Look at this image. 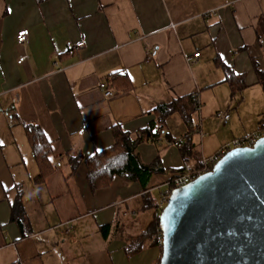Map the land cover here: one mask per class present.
Returning <instances> with one entry per match:
<instances>
[{
  "label": "crops",
  "instance_id": "obj_1",
  "mask_svg": "<svg viewBox=\"0 0 264 264\" xmlns=\"http://www.w3.org/2000/svg\"><path fill=\"white\" fill-rule=\"evenodd\" d=\"M195 94L189 124L156 111ZM263 121L264 0H0V264H159L150 240L128 247L158 217L164 184ZM150 126L161 135L135 150L162 170L148 188L115 176L92 189L87 158L115 129L136 139Z\"/></svg>",
  "mask_w": 264,
  "mask_h": 264
},
{
  "label": "water",
  "instance_id": "obj_2",
  "mask_svg": "<svg viewBox=\"0 0 264 264\" xmlns=\"http://www.w3.org/2000/svg\"><path fill=\"white\" fill-rule=\"evenodd\" d=\"M159 264H264V138L172 193Z\"/></svg>",
  "mask_w": 264,
  "mask_h": 264
},
{
  "label": "trees",
  "instance_id": "obj_3",
  "mask_svg": "<svg viewBox=\"0 0 264 264\" xmlns=\"http://www.w3.org/2000/svg\"><path fill=\"white\" fill-rule=\"evenodd\" d=\"M194 108L195 106L191 97L189 99L175 100L171 104L159 105L156 108V111L161 115V118H166L177 112L183 117L184 121L189 124L192 121L191 118ZM263 122L260 128L264 127ZM162 128V126L160 129H157L156 126H150L146 131L140 132L136 139H132L128 134L119 129H115L114 146L104 152L91 156L86 160L88 181L91 188L99 189L106 187L113 177L118 176L127 182H138L146 190L152 176L162 170L159 168L157 162L150 165L142 164L136 156L135 150L141 142L158 138L162 133ZM27 133L30 137L34 154L37 158L41 157L42 161L44 160L43 162H45L47 158L44 155H41L38 151L42 139L41 131L30 126L27 127ZM23 214L24 210L21 200H18L13 207L12 221L17 222L21 228H23ZM160 228V215H158L148 229L142 233L136 241H133V243L130 244L128 247L129 253L134 254L141 250L148 240L157 246L158 232H161ZM138 241L141 242L138 243Z\"/></svg>",
  "mask_w": 264,
  "mask_h": 264
},
{
  "label": "built area",
  "instance_id": "obj_4",
  "mask_svg": "<svg viewBox=\"0 0 264 264\" xmlns=\"http://www.w3.org/2000/svg\"><path fill=\"white\" fill-rule=\"evenodd\" d=\"M29 30H21L18 32L16 36V42L18 45H26L29 41ZM84 47V43H78L76 45V49H81ZM200 57V53H196L194 55V58L197 59ZM28 59V56H23L19 59V62L23 63ZM100 89L104 92V95L106 97H112L114 95L113 91H111L106 83L100 84ZM192 102L195 106V112H199L201 109L198 95L195 94L192 96ZM217 117L223 119L224 121H227L229 119V115L225 114L223 112H218L216 114ZM81 134L84 133V130L80 131ZM264 138V127L258 129L255 133L242 137L240 139H236L232 141L230 144L223 146L220 148L213 156L209 158H205L202 161V165L200 168L195 169L191 172H188L186 174L174 177L173 179L169 180L164 184V189L161 191L159 198L154 203V208L157 212H162L166 206L168 201L170 200L172 193L175 190H180L188 185H190L192 182L196 181L200 177L211 173L216 166V164L230 151L237 148H245V147H252L258 140ZM174 145L178 148L182 147V144L180 141H176ZM162 235L160 237L159 245L162 247Z\"/></svg>",
  "mask_w": 264,
  "mask_h": 264
},
{
  "label": "rangeland",
  "instance_id": "obj_5",
  "mask_svg": "<svg viewBox=\"0 0 264 264\" xmlns=\"http://www.w3.org/2000/svg\"><path fill=\"white\" fill-rule=\"evenodd\" d=\"M202 165V163L200 164V166H198L196 169L200 168ZM193 171V170H192ZM191 172V171H190ZM157 212V211H156ZM158 215L161 214V212H157ZM162 233L161 232H158V246L159 248L162 250V247L159 245V241H160V237H161Z\"/></svg>",
  "mask_w": 264,
  "mask_h": 264
}]
</instances>
